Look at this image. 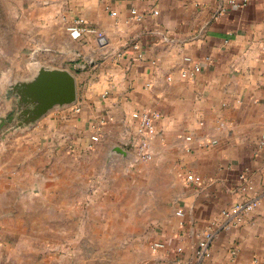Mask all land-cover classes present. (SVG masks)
Segmentation results:
<instances>
[{
	"label": "crops",
	"instance_id": "1",
	"mask_svg": "<svg viewBox=\"0 0 264 264\" xmlns=\"http://www.w3.org/2000/svg\"><path fill=\"white\" fill-rule=\"evenodd\" d=\"M39 64L78 100L0 138V264H264V0H0V106Z\"/></svg>",
	"mask_w": 264,
	"mask_h": 264
},
{
	"label": "water",
	"instance_id": "2",
	"mask_svg": "<svg viewBox=\"0 0 264 264\" xmlns=\"http://www.w3.org/2000/svg\"><path fill=\"white\" fill-rule=\"evenodd\" d=\"M4 98L11 105L0 114V138L37 123L56 107L74 104L78 100L77 78L66 68L39 64L33 76L11 82ZM113 153L125 155L128 150L116 145Z\"/></svg>",
	"mask_w": 264,
	"mask_h": 264
},
{
	"label": "built area",
	"instance_id": "3",
	"mask_svg": "<svg viewBox=\"0 0 264 264\" xmlns=\"http://www.w3.org/2000/svg\"><path fill=\"white\" fill-rule=\"evenodd\" d=\"M232 2H235V0H232ZM134 13L136 14L135 16L137 18H141V15L138 14L137 10H133ZM224 10L220 11V14L223 13ZM157 12V11H156ZM69 30L75 34L76 36H80L83 32H96V30L93 27L89 26H77V25H72L69 27ZM99 36H102L101 33H99ZM184 60L189 64L192 63V67L184 70L182 72V75L184 78H188L193 74V69L198 67L197 63H193V60L190 56H185ZM135 118L138 119L139 121V127H138V132L139 134H142L141 139L137 142V144H134V147L136 148L137 153L139 156L143 158H149L150 157V152H149V143H148V138L147 134L151 133L154 129V117L155 113L151 110L148 111H143V112H135L133 114ZM99 136L95 135L94 140H98ZM188 139H191L189 136ZM188 178L193 180L195 179V176L192 173L188 174ZM240 207H236V211H238ZM178 213L183 212L182 209L177 210ZM227 216H230L231 214L229 212H226ZM161 243H156L155 247H160ZM212 254L211 250V236L207 235L202 237L195 249V260L194 262H184L180 264H196V262L201 261L205 258H209Z\"/></svg>",
	"mask_w": 264,
	"mask_h": 264
},
{
	"label": "rangeland",
	"instance_id": "4",
	"mask_svg": "<svg viewBox=\"0 0 264 264\" xmlns=\"http://www.w3.org/2000/svg\"><path fill=\"white\" fill-rule=\"evenodd\" d=\"M32 56H34V54H33ZM32 59H33V57H31V60H32ZM3 103H4L5 106H3V105L0 106V114H1V113H4L6 110H8V108H9L10 105H11V102H10V101H7V103H6V102H3ZM56 108H58V107H56ZM56 108H54V109H56ZM54 109H52L50 112H52ZM50 112H49V113H50ZM49 113H48V114H49ZM48 114H47V115H48ZM47 115H46V116H47ZM46 116H44L43 118H45ZM43 118H42V119H43ZM42 119H40V120H42ZM26 128L28 129L29 127L27 126V127H23V128H19V129H26ZM19 129H16V130H19ZM12 132H14V131H12ZM12 132H9L7 135L9 136V134H11ZM6 137H7V136H6ZM86 202H87V201H86Z\"/></svg>",
	"mask_w": 264,
	"mask_h": 264
}]
</instances>
